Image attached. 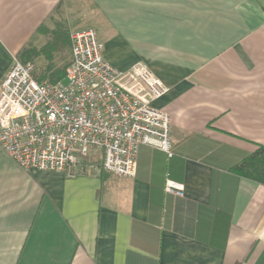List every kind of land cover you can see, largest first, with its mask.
<instances>
[{
	"label": "crops",
	"instance_id": "0c3cea01",
	"mask_svg": "<svg viewBox=\"0 0 264 264\" xmlns=\"http://www.w3.org/2000/svg\"><path fill=\"white\" fill-rule=\"evenodd\" d=\"M71 2L0 0V84ZM85 2L76 25L91 17L105 60L168 87L154 107L173 154L144 145L135 177L67 178L0 147V264H264V185L231 171L264 144V0Z\"/></svg>",
	"mask_w": 264,
	"mask_h": 264
},
{
	"label": "built area",
	"instance_id": "2783aa9c",
	"mask_svg": "<svg viewBox=\"0 0 264 264\" xmlns=\"http://www.w3.org/2000/svg\"><path fill=\"white\" fill-rule=\"evenodd\" d=\"M103 48L94 29L76 31L66 78L57 83L39 82L34 63L14 59L0 84V147L22 169L132 178L141 146L172 155L170 116L154 107L168 87L142 62L129 72L115 68ZM92 153L102 167L86 159ZM184 190L166 187L181 197Z\"/></svg>",
	"mask_w": 264,
	"mask_h": 264
},
{
	"label": "trees",
	"instance_id": "16d2710c",
	"mask_svg": "<svg viewBox=\"0 0 264 264\" xmlns=\"http://www.w3.org/2000/svg\"><path fill=\"white\" fill-rule=\"evenodd\" d=\"M60 10L61 7H58L55 12L60 13ZM65 23L56 25L55 32L53 33V42H49L42 48H38L33 45H27L16 57L24 64L29 62L34 63L33 61L39 59L41 56H44L45 59L50 62L46 65V67L41 69L39 74H37L36 67L35 77L39 82L57 83L64 81L66 78L71 64L72 53L69 33L68 31L62 32L61 28L66 27ZM59 28H61V31ZM50 31L51 30L49 28L44 26L41 28L40 33L46 35L49 34ZM63 37L64 39H62ZM65 48H67L68 52L70 51V60H66L67 54H65V52L67 50L65 51ZM55 54H57L58 58L66 60L62 66H59L54 62ZM94 162L97 164V166L102 167V159H95ZM231 171L240 177L264 185V144L260 145L254 153H251L238 164L234 165L231 168ZM106 174H108V172L102 171L101 176L104 177Z\"/></svg>",
	"mask_w": 264,
	"mask_h": 264
},
{
	"label": "rangeland",
	"instance_id": "374dc122",
	"mask_svg": "<svg viewBox=\"0 0 264 264\" xmlns=\"http://www.w3.org/2000/svg\"><path fill=\"white\" fill-rule=\"evenodd\" d=\"M85 1L86 0H84L83 3L86 4ZM68 4H69V6H68ZM68 4L64 7V9H61L60 10L61 11L60 13L55 12L53 14V16H52V19H50L47 22V24L45 25V27L49 28L51 31H50L49 34L38 36L39 39L41 40L39 42L40 43L39 48L44 47L49 42H53V33L55 32V28H56V25L57 24L60 25V24H64L66 22L65 23V26L66 27H61L62 28V32L68 31L69 38H70L71 41H72V35L76 31L85 30V29H87V28H89L91 26V24H92L91 22L92 21H91V17L90 16L84 18L83 20L78 21V22H80L79 23V26L76 25V22H77L76 19L79 18V15L76 14V11H77V9H79L80 11L83 10L82 6H85V4L82 5V3L80 2V0L79 1L77 0V2H76V0H73V3L71 2V3H68ZM86 7H87V4H86ZM61 28H59L60 31H61ZM62 39H64V37ZM62 48H63V46H62ZM66 50H67V48H65V51ZM65 54H67V59L66 60H70V51L68 52V50H67L65 52ZM66 60H62V59L58 58L57 57V54H55V60H54V62L56 64H58L59 66H62ZM47 61L48 60L45 59L44 56H41L39 59L33 61L34 64H35V66L37 67V74L40 73V71H41V69H43V67H46V65L50 63L49 61L48 62ZM139 62H142L143 64H146L143 61H139ZM136 63H138V62H136ZM136 63H134V64H136ZM131 67L129 69L123 70V71L124 72H129L130 69H131ZM95 157H100V155L98 153L97 154L96 153H92V155H90L86 159H88L89 161H93V160H95Z\"/></svg>",
	"mask_w": 264,
	"mask_h": 264
}]
</instances>
